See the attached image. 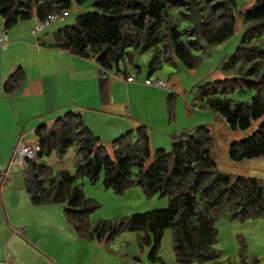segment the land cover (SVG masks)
<instances>
[{"label": "trees", "instance_id": "1", "mask_svg": "<svg viewBox=\"0 0 264 264\" xmlns=\"http://www.w3.org/2000/svg\"><path fill=\"white\" fill-rule=\"evenodd\" d=\"M88 0H0L4 29L36 17L42 23L52 12L68 10ZM237 0H95L94 10L53 32L52 48L82 59H92L106 72L129 77L120 62H133V51L150 52L147 76L165 64L182 63L194 69L202 55L230 38L240 18L241 39L222 63L223 78L203 85L199 105L218 113L231 130H247L264 117V0L236 9ZM25 79L21 67L9 75L6 93L16 91ZM148 79V78H147ZM252 92L249 101H234L229 91ZM168 95L169 113L171 97ZM39 150L22 168L23 186L37 206L62 204L66 221L86 241L110 246L122 231L142 232L138 240L148 246L151 263L166 264L158 254L166 229H171L177 264L216 261L221 219L264 218V180L222 171L214 154L215 138L205 126L176 133L169 149L152 150L146 126H136L104 144L83 117L66 112L34 129ZM71 148L79 156L74 172L54 169L45 159L63 157ZM233 162L264 157V121L247 138L228 146ZM102 179L115 193L139 188L145 196L168 198L164 209L134 213L119 219L92 222L99 204L77 183ZM241 243V255L245 256ZM138 258V257H137ZM257 261V260H256Z\"/></svg>", "mask_w": 264, "mask_h": 264}, {"label": "rangeland", "instance_id": "2", "mask_svg": "<svg viewBox=\"0 0 264 264\" xmlns=\"http://www.w3.org/2000/svg\"><path fill=\"white\" fill-rule=\"evenodd\" d=\"M94 1L88 0L82 5L73 2L67 10L69 12L67 17L63 20L52 21L47 26H44L43 22L39 24L37 18L32 17L20 21L6 31L0 16V62L3 63L0 66V77L6 60L14 63L12 73L21 67L25 76L24 81L15 88L14 93H7L8 101L6 103L17 110L19 117L24 111L31 112L32 117L26 120V125L40 121V116L43 119L58 117L63 111L71 110L72 105H75L85 112L86 119L90 123L87 125H90V129L101 138L104 144L109 145L126 129L135 130L136 126L141 125L147 127L152 150L157 148L169 149L175 132H189L198 126H205L215 138L216 143L213 151L218 167L222 171L264 180V157L233 162L227 154L229 143L252 135L259 124L264 121V117L252 121V125L247 130H231L218 113L200 107L198 100L203 85L205 86L206 83L214 84V81L224 77L221 65L234 52L241 39L243 33L241 19L237 20L234 34L223 43L210 47L207 53L201 54L202 63L194 69L187 68L182 63L177 62L176 66L165 64L160 70L151 76H147V62L150 59V52L133 51V62L139 66V69L129 64L127 57H125L120 62V66L122 69L126 68L132 77L129 76L125 79L121 74L119 77L136 87H130L129 93L125 91V87L122 91L114 90L117 101L122 100L120 95H123V100H125L124 113L123 116H120L119 111L117 114L109 113L107 112L109 108L107 110L104 108L106 105L101 106L99 99L104 97L105 93L97 85L93 94L92 91L89 92L88 83L91 82L89 78H94V74L91 76L89 74L87 79L80 77L78 87L76 82L71 92H66L57 87L58 81L68 80L67 76L70 78L72 73L62 74L57 68V52L52 51L56 48L49 46L53 40V32L65 25L72 24L77 16L93 11ZM252 1L237 0V11L248 6ZM44 48L47 50L45 51ZM40 49L43 50L39 51ZM111 75L114 76L113 73ZM27 76L30 78L37 77L47 82L49 86L39 84L35 87L30 86V90L25 91L23 85ZM130 78L133 80L129 81ZM147 78L152 82L161 81L166 87L157 88L146 85L144 81ZM5 83L2 87L3 90ZM154 90H158V92ZM161 91L162 93H160ZM170 93H173L171 113H169L168 106ZM251 96L252 92H240L237 89L227 93V97L234 101H249ZM2 104L0 103V108L3 110L4 105ZM36 112H42V114L35 116ZM6 117L0 113V133H6L7 136H10L12 123L9 126ZM122 125L124 127L121 129ZM16 130L19 131V128ZM169 137L171 140L166 143V139L169 141ZM13 141L12 135L0 140V151L7 149L9 151L13 147ZM20 141L24 140L21 138L18 142ZM33 141H37V139L35 138ZM17 148L19 147L16 145L9 164L19 157L17 156ZM75 153L74 149L71 148L63 157H55L53 154L45 160L54 169L63 168V164H65L66 169L74 172L73 157ZM56 159L62 160L63 163L58 165ZM23 160H25V165L26 160L31 159L27 157ZM23 167L14 166L9 168L7 173L11 174L12 180L18 184L21 183L23 177L21 173ZM0 179L2 180V175ZM77 183L82 187L87 197L93 198L99 204L98 208L90 215L92 222L100 219L116 220L134 213L164 209L168 206V198L159 195L147 197L136 187L128 188L123 193H115L112 189L104 187L101 178L95 183L88 182L86 178H79ZM216 227L218 230L216 247L220 251V256L216 261H209L205 264H264V218L221 219L216 223ZM139 235H143V233L122 231L107 248H121L128 253L129 260L132 262L135 257L145 261L150 247L140 244ZM241 243L245 245L244 257L241 255ZM103 247L105 248V246ZM158 254L165 261L177 264L172 249L171 229L164 231Z\"/></svg>", "mask_w": 264, "mask_h": 264}, {"label": "crops", "instance_id": "3", "mask_svg": "<svg viewBox=\"0 0 264 264\" xmlns=\"http://www.w3.org/2000/svg\"><path fill=\"white\" fill-rule=\"evenodd\" d=\"M44 49L45 51L47 50V48ZM42 50L40 49L39 51ZM52 51L57 52L56 65L58 70L60 69V73H72L70 78L67 76L68 80L64 82L58 81V88L71 92L76 82L78 87L80 77L87 79L89 74L90 76L94 74V78H89L91 82L88 83L87 81L89 92L91 93L92 91L93 94L97 85L105 93V96L102 98L100 96L101 99H99L101 106L106 105L104 108L106 110L109 108L107 110L109 113L117 114L119 111L120 116H123L125 100H123V95H120L122 100L117 101L114 96V90L122 91L123 87H125V91L129 93L130 87L136 86L125 82L120 77L112 76L111 72H106L99 68L92 59H82L63 50L52 49ZM2 64L0 62V66ZM13 64V62L11 63V61L6 60L0 77V103L4 105L3 110L0 108V113L7 116L6 122H9V126L12 123L11 135L14 140L13 147L9 151L8 149L0 151V176L2 175V180L0 179V263L8 257L9 264H150L151 262L147 258H145V261H142L141 258L135 257L133 262L130 261L128 253L121 250V248H104L100 243L79 238L66 221L64 205H33L28 193L24 189L23 177L21 183L18 184L12 180L11 174H7L6 177L4 176V172L8 169L9 161L18 141L22 138L25 142H34V129L40 123L55 118L53 116L49 119H43L40 116V121L27 126L26 120L32 117L31 112L24 111L21 113L22 116L19 117L17 110L12 106H8L6 103L8 101V94L4 92L2 87L13 71ZM82 81L84 82V80ZM39 84L49 86L47 82L37 77L30 78L27 76L23 90H30V86L35 87ZM154 91L158 92V90ZM73 107L75 105H72L71 110L66 109L58 116L66 112H73L81 115L86 124H90L86 119L85 112L78 107ZM114 110L116 112H113ZM42 112H36L35 116L42 114ZM27 113L28 115H26ZM88 127L90 128V125ZM123 127L122 125L120 128L122 129ZM18 128L19 131L16 130ZM176 133H173V135ZM11 135L7 136L6 133H0V140L11 137ZM170 140L171 137H169V141L166 139V143L170 142ZM78 157L75 153L73 163ZM56 161L58 165L63 163L60 159H56ZM60 169H66L65 164ZM9 170H7V173ZM161 258L165 261L162 256ZM165 263L172 264L167 261Z\"/></svg>", "mask_w": 264, "mask_h": 264}, {"label": "built area", "instance_id": "4", "mask_svg": "<svg viewBox=\"0 0 264 264\" xmlns=\"http://www.w3.org/2000/svg\"><path fill=\"white\" fill-rule=\"evenodd\" d=\"M68 11L67 10H62L59 12H52L50 13L47 18L45 19V21H43V25L47 26L50 22L52 21H57V20H63L65 17L68 16ZM133 79L130 78L129 81H132ZM144 83L146 85H152L154 87H161L164 88L166 87V85H164L161 81H150L149 79H145ZM17 156H19L18 158L15 159V161L12 163H10L8 165V169L12 168L14 166H20L23 167L24 166V162L25 160H23L24 158L29 157V159L31 160H26V163L28 161H32L35 159L36 157V153L39 150V143L38 141H34L32 143H25L24 141H20L17 143ZM16 153V152H15ZM17 160V161H16ZM7 169V170H8ZM7 170L4 172V176H7ZM0 264H9V258L7 257L4 261H2ZM150 264H156V263H150Z\"/></svg>", "mask_w": 264, "mask_h": 264}]
</instances>
